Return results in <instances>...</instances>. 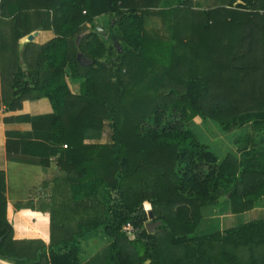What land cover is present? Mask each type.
Masks as SVG:
<instances>
[{
	"label": "trees",
	"instance_id": "trees-1",
	"mask_svg": "<svg viewBox=\"0 0 264 264\" xmlns=\"http://www.w3.org/2000/svg\"><path fill=\"white\" fill-rule=\"evenodd\" d=\"M192 3L0 0L18 20L40 19L35 28L55 34L29 44L33 63L12 70L2 101L11 111L25 99L49 100L52 111L30 124L59 154L55 190H68L64 203L77 218L71 235L51 234L48 246L18 245L0 170V256L15 264H79V236L101 229L112 240L85 264H264V218L197 232L222 199L237 214L264 197V0L236 8ZM102 15L110 17L108 43L94 22ZM150 15L161 18L166 34L146 27ZM76 80L73 92L68 81ZM194 118L229 133L252 129L262 150L236 139L238 150L220 158L197 139ZM105 121L108 141L86 143V129ZM15 146L7 143L6 151L18 153ZM149 210L151 221H161L153 232L144 229ZM128 223L133 238L123 231Z\"/></svg>",
	"mask_w": 264,
	"mask_h": 264
},
{
	"label": "crops",
	"instance_id": "crops-1",
	"mask_svg": "<svg viewBox=\"0 0 264 264\" xmlns=\"http://www.w3.org/2000/svg\"><path fill=\"white\" fill-rule=\"evenodd\" d=\"M213 3L215 6L227 8L234 5V8L242 4L243 0H209L205 2L206 5L203 8L213 7L207 6ZM101 18L103 17L99 16L95 20ZM39 22L40 19L32 17L18 20L7 8L2 9L0 17V170L5 172L6 217L12 227V239L16 240L18 245L25 247L29 244L36 247L42 243L48 246L51 234L55 240H59L63 235H71L77 228V218L73 213L76 211L68 207L70 204L65 205L64 203L69 198L68 190H62V186L55 190V183L63 176L57 165L59 154L50 152L52 144L37 137L30 124V117L48 114L52 111L49 100L46 97L25 99L20 109L11 111L5 109L2 101V85L11 78L12 70L18 66L26 69L29 64L33 63L36 52L29 44L42 45L55 36L51 29L35 28ZM87 26L90 27V24ZM28 27L31 31L16 40L15 34ZM22 51L23 55L19 61L17 58ZM68 84L73 86V83L69 81ZM230 133L234 152L237 148L236 139L241 141V145L247 144L249 148L251 144L259 147L263 145L258 133L252 129L241 127ZM84 140L86 143H95L86 141V138ZM7 143L16 145L18 153L10 152L9 154L6 151ZM41 157H48V164L42 165ZM54 208L56 212L52 225L50 212ZM260 209L264 210V197L257 200L255 206L245 213ZM215 213L216 209L213 207L207 210V215L202 221L212 219ZM225 214L227 217L234 216L231 213L230 204ZM222 229L224 228L218 230ZM111 240L112 238L101 229L97 232L87 231L79 236L77 256L79 264H85ZM0 264H15V261L0 256Z\"/></svg>",
	"mask_w": 264,
	"mask_h": 264
},
{
	"label": "rangeland",
	"instance_id": "rangeland-1",
	"mask_svg": "<svg viewBox=\"0 0 264 264\" xmlns=\"http://www.w3.org/2000/svg\"><path fill=\"white\" fill-rule=\"evenodd\" d=\"M193 5L197 8H203L205 6V2L209 0H192ZM213 1V0H212ZM215 1V0H214ZM207 6H215L213 3L212 5ZM234 5H232L233 7ZM236 8V6L234 7ZM100 17H103L101 19L95 20L96 26L101 27L105 32L107 33V30L109 28L110 23V17L106 15H102ZM89 27V26H87ZM146 27L151 30L154 29L157 32L160 33H167L164 31V26L162 23V20L159 16L150 15L146 17ZM105 41L106 43V35H105ZM71 91H77L78 89V81H74L73 86L70 84ZM107 121L98 124L96 127H88L85 131V138L88 142H95V143H104L108 141L109 135H110V129L107 125ZM248 123L247 126L249 125ZM190 128L195 133L197 139L207 146L209 150H211L215 155L218 157H223L228 152H234V146L231 143V133L223 131L217 122L213 120H207L203 121L200 118H195L194 121H192ZM85 141V140H84ZM250 150L254 148H257L258 150H262V146L259 147L257 145L251 144ZM238 149L235 148V151ZM248 150V148H247ZM257 157L261 154V152H257ZM229 202L227 199H222L218 206H214L213 209H216L215 216L210 220H205L200 223V226L198 228V232L202 234L210 233L215 230L221 229V228H227L234 226L238 223L245 222L247 220L253 219V218H264V210H255L250 211L248 213H237L234 214V216L227 217L225 214L226 211L229 210ZM148 209V207H146ZM207 213V212H206ZM205 213V217L206 214ZM233 214V213H232Z\"/></svg>",
	"mask_w": 264,
	"mask_h": 264
},
{
	"label": "water",
	"instance_id": "water-1",
	"mask_svg": "<svg viewBox=\"0 0 264 264\" xmlns=\"http://www.w3.org/2000/svg\"><path fill=\"white\" fill-rule=\"evenodd\" d=\"M96 29H97V31L99 32L100 35H103V36L106 35L105 30H103L101 27L96 26ZM87 32H88V30H87ZM30 38H31V36L29 37V39ZM85 62L88 63V62H91V61L85 60ZM152 217H153L152 211L149 210L148 211V218H149V220L144 224V229L147 232H153L154 230H156L157 226L161 224V221L160 220H158V221H151Z\"/></svg>",
	"mask_w": 264,
	"mask_h": 264
},
{
	"label": "built area",
	"instance_id": "built-area-1",
	"mask_svg": "<svg viewBox=\"0 0 264 264\" xmlns=\"http://www.w3.org/2000/svg\"><path fill=\"white\" fill-rule=\"evenodd\" d=\"M1 15H2V9L0 6V17ZM63 146L66 147L65 144ZM123 231L128 235L129 238H133L135 230L129 223L123 227Z\"/></svg>",
	"mask_w": 264,
	"mask_h": 264
}]
</instances>
